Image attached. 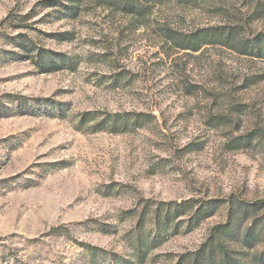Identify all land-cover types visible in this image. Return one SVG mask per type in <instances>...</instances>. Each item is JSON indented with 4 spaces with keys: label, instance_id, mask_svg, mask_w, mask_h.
<instances>
[{
    "label": "rangeland",
    "instance_id": "374dc122",
    "mask_svg": "<svg viewBox=\"0 0 264 264\" xmlns=\"http://www.w3.org/2000/svg\"><path fill=\"white\" fill-rule=\"evenodd\" d=\"M249 2H170L139 24L97 0L74 15L63 13L70 0H0V98L28 100L14 111L16 100L1 99L0 264H175L226 221V202L264 200V142L229 143L264 134V60L221 46L174 50L159 31L246 19ZM255 16L248 33L264 31V4ZM15 37L71 67L40 69ZM85 112L95 119L82 123ZM104 112L155 119L95 131ZM187 199L221 204L195 226L179 215L157 234L160 202ZM228 244L264 251V241Z\"/></svg>",
    "mask_w": 264,
    "mask_h": 264
},
{
    "label": "trees",
    "instance_id": "16d2710c",
    "mask_svg": "<svg viewBox=\"0 0 264 264\" xmlns=\"http://www.w3.org/2000/svg\"><path fill=\"white\" fill-rule=\"evenodd\" d=\"M71 5L64 8L63 13L74 15L78 13L81 0H70ZM98 3L108 9L121 10L127 15L134 17L137 23L145 24L156 7L177 2L185 6H197L202 0H97ZM250 14L246 19H237L232 22H224L213 25H205L190 31H179L168 25L159 28L160 36L164 43L170 48L187 53L198 52L208 46H221L230 49L240 55L264 60V31L248 33L247 25L257 19L255 13L262 9L264 0H250ZM58 6V4H57ZM248 18V19H247ZM20 37V36H19ZM16 40L14 43L26 53L31 59L30 53L35 52L34 63L45 71H54L69 68L72 62L69 58L49 50L32 45L24 39ZM20 39V40H19ZM13 54V53H11ZM2 98L17 101L14 111H27V97L24 95L4 94L0 98V115L7 113L8 108L1 101ZM53 105V104H52ZM55 105V104H54ZM95 114L85 112L82 114L81 122L87 123L95 119ZM93 129L95 131H108L111 133H122L129 129L140 128L147 120L155 119L151 113H109L104 112ZM221 119H223L221 117ZM223 124V120L216 119L215 125ZM264 142V134L253 131L245 136L234 137L230 140L232 149H240L252 143L254 139ZM197 202V204L195 203ZM227 218L224 223L213 226L209 235L199 247L187 253L178 255L175 264H264V251L259 254L250 255L243 250L233 249L229 242L235 241L242 248L252 249L259 242L264 241V200L245 202L240 200H229ZM221 204L218 200L195 201L193 199L181 202H160L164 210L154 211V225L156 233L160 234L164 227L175 223L179 215H185L186 221L195 226L202 220L213 215ZM161 211H164L163 213ZM89 248V245H86Z\"/></svg>",
    "mask_w": 264,
    "mask_h": 264
}]
</instances>
